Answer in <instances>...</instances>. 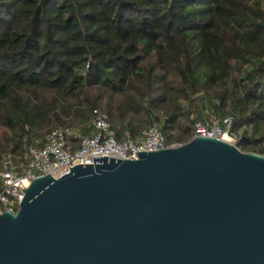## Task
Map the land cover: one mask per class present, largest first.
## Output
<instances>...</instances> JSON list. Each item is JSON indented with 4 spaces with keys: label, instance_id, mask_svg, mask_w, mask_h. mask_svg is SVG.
I'll use <instances>...</instances> for the list:
<instances>
[{
    "label": "trees",
    "instance_id": "obj_1",
    "mask_svg": "<svg viewBox=\"0 0 264 264\" xmlns=\"http://www.w3.org/2000/svg\"><path fill=\"white\" fill-rule=\"evenodd\" d=\"M94 110L119 141L156 123L169 146L231 118L264 156V0H0V165L26 136H89Z\"/></svg>",
    "mask_w": 264,
    "mask_h": 264
},
{
    "label": "water",
    "instance_id": "obj_2",
    "mask_svg": "<svg viewBox=\"0 0 264 264\" xmlns=\"http://www.w3.org/2000/svg\"><path fill=\"white\" fill-rule=\"evenodd\" d=\"M37 178L0 264H264V156L199 136Z\"/></svg>",
    "mask_w": 264,
    "mask_h": 264
},
{
    "label": "built area",
    "instance_id": "obj_3",
    "mask_svg": "<svg viewBox=\"0 0 264 264\" xmlns=\"http://www.w3.org/2000/svg\"><path fill=\"white\" fill-rule=\"evenodd\" d=\"M231 127V118L223 124L219 118L212 116L207 123L195 124L194 138L228 139L229 143L237 145L239 138L232 133ZM88 128L89 136L83 135V127H59L41 140H31L26 136L22 156L13 153L3 155L0 165V213L8 211L16 214L25 197L24 190L37 178L51 175L59 179L77 165H94V157L136 160V153L139 152H157L180 146H169L156 123H152L136 141L131 138L119 141L108 116L100 110H94ZM72 138L79 140L78 149H73Z\"/></svg>",
    "mask_w": 264,
    "mask_h": 264
},
{
    "label": "bare ground",
    "instance_id": "obj_4",
    "mask_svg": "<svg viewBox=\"0 0 264 264\" xmlns=\"http://www.w3.org/2000/svg\"><path fill=\"white\" fill-rule=\"evenodd\" d=\"M226 142H229L228 139H225Z\"/></svg>",
    "mask_w": 264,
    "mask_h": 264
},
{
    "label": "rangeland",
    "instance_id": "obj_5",
    "mask_svg": "<svg viewBox=\"0 0 264 264\" xmlns=\"http://www.w3.org/2000/svg\"><path fill=\"white\" fill-rule=\"evenodd\" d=\"M212 119V118H211Z\"/></svg>",
    "mask_w": 264,
    "mask_h": 264
}]
</instances>
